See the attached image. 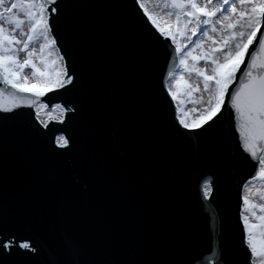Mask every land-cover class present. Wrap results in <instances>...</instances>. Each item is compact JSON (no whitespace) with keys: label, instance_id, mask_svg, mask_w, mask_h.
I'll return each instance as SVG.
<instances>
[{"label":"water","instance_id":"1","mask_svg":"<svg viewBox=\"0 0 264 264\" xmlns=\"http://www.w3.org/2000/svg\"><path fill=\"white\" fill-rule=\"evenodd\" d=\"M65 3L80 7L59 23L60 47L70 68L97 80V113L90 133L69 114L65 129L76 145L62 156L49 151L48 135L29 130L40 127L30 109L9 121L8 202L38 249L33 264H67L70 245L89 262L186 264L200 255L203 264L209 236V211L198 194L203 176L217 185L209 208L221 243L238 248L237 182L248 177L251 163L229 112L207 131L177 136L158 85L164 52L147 39L132 0ZM78 98L70 89L41 100L75 104Z\"/></svg>","mask_w":264,"mask_h":264},{"label":"snow or ice","instance_id":"2","mask_svg":"<svg viewBox=\"0 0 264 264\" xmlns=\"http://www.w3.org/2000/svg\"><path fill=\"white\" fill-rule=\"evenodd\" d=\"M132 3L147 39L164 52L158 85L176 135L207 131L227 111L239 149L251 163L248 177L237 182L240 236L235 250L221 243L218 217L209 208L218 191L213 177L203 176L198 183L199 198L209 211L203 264H264V0ZM76 7L80 5L65 0H0V264L8 258L33 264L39 254L24 230L25 219L8 202L9 121L22 108L30 109L40 127L32 124L29 130L48 135V149L55 156L76 145L65 129L69 114L80 117L85 133L95 122L98 82L70 68L60 47L59 23ZM80 23L87 26L86 20ZM70 89L78 90L75 104L41 100ZM85 255L70 245L67 264H110L103 258L89 262ZM186 264H202L200 255Z\"/></svg>","mask_w":264,"mask_h":264},{"label":"rangeland","instance_id":"3","mask_svg":"<svg viewBox=\"0 0 264 264\" xmlns=\"http://www.w3.org/2000/svg\"><path fill=\"white\" fill-rule=\"evenodd\" d=\"M191 79H192L193 84L195 85V84L197 83L196 78H195V77H192ZM196 95H197V94H196ZM189 106H191V105H187V107H189ZM191 107H192V106H191ZM189 108H190V107H189Z\"/></svg>","mask_w":264,"mask_h":264}]
</instances>
